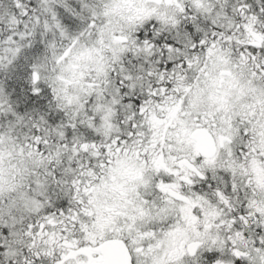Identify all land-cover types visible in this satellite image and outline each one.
Masks as SVG:
<instances>
[{
  "label": "snow or ice",
  "instance_id": "snow-or-ice-1",
  "mask_svg": "<svg viewBox=\"0 0 264 264\" xmlns=\"http://www.w3.org/2000/svg\"><path fill=\"white\" fill-rule=\"evenodd\" d=\"M0 264H264V0H0Z\"/></svg>",
  "mask_w": 264,
  "mask_h": 264
}]
</instances>
